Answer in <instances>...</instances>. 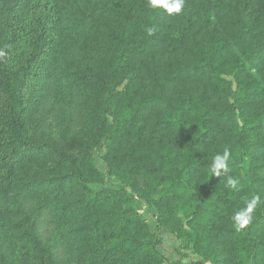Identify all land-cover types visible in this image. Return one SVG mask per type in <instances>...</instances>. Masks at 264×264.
I'll return each instance as SVG.
<instances>
[{
  "label": "trees",
  "instance_id": "obj_1",
  "mask_svg": "<svg viewBox=\"0 0 264 264\" xmlns=\"http://www.w3.org/2000/svg\"><path fill=\"white\" fill-rule=\"evenodd\" d=\"M57 1L61 17L46 16L24 51L13 55L8 46L0 58V226L32 264H165L123 199L79 179L82 136L71 153L52 156L43 177L21 173L51 156L47 105L76 98L93 149L125 153L162 199L177 198L207 260L264 264V0H185L171 15L148 0H114L93 15L79 0ZM86 28L92 64L77 71L73 48ZM64 36H74L71 48ZM225 149L239 192L206 167ZM254 195L261 199L253 220L238 231L231 217ZM169 212L159 226H171ZM0 264L14 263L1 251Z\"/></svg>",
  "mask_w": 264,
  "mask_h": 264
},
{
  "label": "rangeland",
  "instance_id": "obj_2",
  "mask_svg": "<svg viewBox=\"0 0 264 264\" xmlns=\"http://www.w3.org/2000/svg\"><path fill=\"white\" fill-rule=\"evenodd\" d=\"M26 0H0V49L5 51V47L12 49L13 55H19L25 49V40L28 33L36 28L38 24L44 22L46 16H50L52 20H57L61 17L57 0H29L26 3V14L24 17L16 16L19 13L20 3ZM81 8L85 13L93 15V13H105L111 6L114 0H79ZM16 13V15L14 14ZM18 17V18H16ZM84 29L78 34L77 45L73 48L74 65L72 68L77 71H82L86 63L92 64L89 59L90 53L85 52L87 49L88 35L90 33ZM74 36H64L63 41L68 48L73 45ZM11 40H16L11 42ZM70 53V52H69ZM71 54V53H70ZM37 86L33 85V90ZM32 90V91H33ZM35 95H40L37 91ZM64 101V100H62ZM63 103L54 98L47 105V111H50L51 117L55 118L50 127L47 122V127L50 129L51 151H48L50 158L39 157L36 162L27 166L21 173L28 177H43V173L51 165L52 156L59 151L63 153H71L69 145L74 142L78 136H82L80 153L76 155L79 161V167L82 172V183L91 191L108 190L116 197L123 199L129 215H139L143 222L148 225L149 231L156 241L157 250L166 258L165 264H174L177 261L185 264H213L212 261L204 257L203 250L198 249L196 230L191 225L190 217L185 211L181 210L180 201L174 197L161 198L159 190L156 189V184L151 182L149 178L142 174V170L130 164L129 156L123 152H118L107 156V147L93 149L91 139L83 135L85 126L84 119H81L79 112V103L76 98L72 101ZM67 110L63 112L64 108ZM60 112H63L61 114ZM66 120L61 124L63 120ZM66 139V140H64ZM73 152V151H72ZM95 169L100 172V176L89 172V169ZM5 201L0 195V211H5ZM170 227L159 226L158 219L163 218L167 210ZM4 251L6 257L13 261L14 264H32V255L29 254L25 246L19 242L14 234L7 233L0 226V252ZM71 264H78L76 262Z\"/></svg>",
  "mask_w": 264,
  "mask_h": 264
},
{
  "label": "clouds",
  "instance_id": "obj_3",
  "mask_svg": "<svg viewBox=\"0 0 264 264\" xmlns=\"http://www.w3.org/2000/svg\"><path fill=\"white\" fill-rule=\"evenodd\" d=\"M148 6L151 9H162L167 14H180L185 6V0H148ZM6 56V52L0 49V58ZM232 159V153L229 149H225L221 153H217L212 157L210 165L207 164L211 177H221L224 179L221 183H225V186L235 192H239V180L229 175L230 161ZM261 197L254 195L251 199H246L244 205L238 208L232 215L233 226L238 230H244L248 227L254 217V213L258 208Z\"/></svg>",
  "mask_w": 264,
  "mask_h": 264
}]
</instances>
